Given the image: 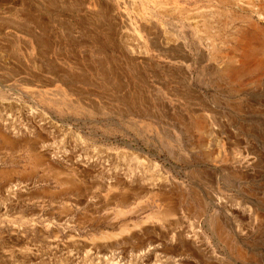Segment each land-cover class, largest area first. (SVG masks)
<instances>
[{
  "label": "rangeland",
  "instance_id": "1",
  "mask_svg": "<svg viewBox=\"0 0 264 264\" xmlns=\"http://www.w3.org/2000/svg\"><path fill=\"white\" fill-rule=\"evenodd\" d=\"M252 1L0 0V264H264Z\"/></svg>",
  "mask_w": 264,
  "mask_h": 264
},
{
  "label": "bare ground",
  "instance_id": "2",
  "mask_svg": "<svg viewBox=\"0 0 264 264\" xmlns=\"http://www.w3.org/2000/svg\"><path fill=\"white\" fill-rule=\"evenodd\" d=\"M254 1V0H253ZM252 1V2H253ZM234 2V1H233ZM242 2V1H241ZM246 1H244V3H245ZM261 2V1H260ZM102 3V2H101ZM256 4V3H255ZM263 4V3H262ZM246 6V5H245ZM134 7V6H133ZM264 7V6H263ZM250 8V7H249ZM254 8V7H253ZM262 8V7H261ZM93 10V9H92ZM261 10V9H260ZM106 11V10H105ZM102 14V13H101ZM109 16V15H108ZM103 17V16H102ZM111 20V19H110ZM110 20H108V19H106V21L104 22V21H101V20H99V21H94L93 23L96 25V27H98L106 36H107V38L110 40V37L112 36V33H113V31L115 30V28H114V26H113V23L110 21ZM204 20V19H203ZM197 22V21H196ZM42 23L43 24H45V22L42 20ZM61 25V24H60ZM62 25H63V23H62ZM66 26V25H65ZM62 27V26H61ZM64 30H65V27H64ZM204 30V29H203ZM43 31V30H42ZM91 34V33H90ZM43 35V34H42ZM37 37V36H36ZM34 38V40L35 41H37V43H38V45L39 44H41L42 42L44 43V46L46 45V42H44V41H40L39 42V40L37 39V38ZM44 38V37H43ZM92 40V39H91ZM86 41V40H85ZM82 42H84V41H82ZM82 42H80V43H82ZM92 42V41H91ZM110 42V41H109ZM85 43V42H84ZM36 44V43H35ZM43 44H41V46H42ZM202 47V46H201ZM204 48V47H203ZM98 50V49H97ZM101 52H102V50H101ZM168 54V53H167ZM86 61V60H85ZM83 64H85V63H83ZM88 66V65H87ZM191 90V89H190ZM87 155V154H86ZM121 167V166H120ZM144 170V169H143ZM59 172V171H58ZM55 173V172H54ZM62 173V172H61ZM78 177V176H77ZM62 178V177H61ZM124 180V179H123ZM107 182V181H106ZM76 183V182H75ZM86 187H88V186H86ZM80 188V187H79ZM65 189V188H64ZM63 189V190H64ZM82 189V188H81ZM130 189V188H129ZM147 191V190H146ZM159 192V191H158ZM140 193V192H139ZM129 195V194H128ZM150 196V195H149ZM173 199V198H172ZM167 202H169V200L167 201ZM199 205V204H198ZM244 206V205H243ZM163 209V208H162ZM174 213V212H173ZM169 215V214H168ZM178 216V215H177ZM222 216V215H221ZM107 217V216H106ZM174 218V217H173ZM140 223V222H139ZM133 224V223H132ZM166 224V223H165ZM164 225V224H163ZM155 227V226H154ZM165 227V226H164ZM125 238V237H124ZM141 239V238H140ZM60 245V244H59ZM66 245V244H65ZM164 245V244H163ZM73 248V247H72ZM206 251V250H205ZM94 252V251H93ZM193 255V254H192ZM151 259V258H150Z\"/></svg>",
  "mask_w": 264,
  "mask_h": 264
},
{
  "label": "crops",
  "instance_id": "3",
  "mask_svg": "<svg viewBox=\"0 0 264 264\" xmlns=\"http://www.w3.org/2000/svg\"><path fill=\"white\" fill-rule=\"evenodd\" d=\"M48 44V43H47Z\"/></svg>",
  "mask_w": 264,
  "mask_h": 264
}]
</instances>
